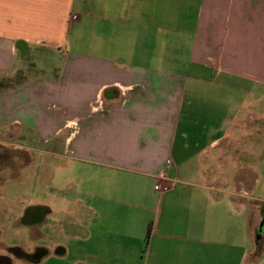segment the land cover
I'll use <instances>...</instances> for the list:
<instances>
[{"label": "crops", "instance_id": "1", "mask_svg": "<svg viewBox=\"0 0 264 264\" xmlns=\"http://www.w3.org/2000/svg\"><path fill=\"white\" fill-rule=\"evenodd\" d=\"M10 131L95 173L71 199L92 235L65 211L72 264H256L242 238L250 199L257 234L262 220L264 0H0Z\"/></svg>", "mask_w": 264, "mask_h": 264}, {"label": "flooded vegetation", "instance_id": "2", "mask_svg": "<svg viewBox=\"0 0 264 264\" xmlns=\"http://www.w3.org/2000/svg\"><path fill=\"white\" fill-rule=\"evenodd\" d=\"M15 135L18 134L14 131L5 135L0 132L1 142L4 137L8 140L0 143V264H42L63 259L68 254L63 242L69 236L66 213L60 211L57 224L52 225L48 222L52 212L47 205L32 199L25 203L23 199L15 200L13 188L22 182L34 184L40 175L48 173L41 163L43 158H33L13 139Z\"/></svg>", "mask_w": 264, "mask_h": 264}, {"label": "rangeland", "instance_id": "3", "mask_svg": "<svg viewBox=\"0 0 264 264\" xmlns=\"http://www.w3.org/2000/svg\"><path fill=\"white\" fill-rule=\"evenodd\" d=\"M91 23L86 24L87 31H90L92 35V30L89 27ZM88 41H92L91 38L87 39ZM262 149H261V163L259 166L255 167V171L258 173V182L255 185L254 192L251 193V197L260 200L264 204V136L262 135ZM0 143L1 142L0 140ZM34 158V157H33ZM38 160V159H37ZM36 160V162H37ZM40 163V161H39ZM42 164H45L48 173H44L40 175L34 184L29 183H20V185L16 188H13V194L15 195V200L23 199L22 203L29 201L32 199L35 203H44L52 210V215L49 216L48 222L52 225L57 224V219L59 218L60 211H66L67 208H70L72 211V216L68 218L72 225L77 227L79 221L81 219H86L89 227V234L92 235L94 218L93 215H85L80 212V210L74 205H72V201L81 202L83 201L82 190L84 188L93 187L94 183H96L97 179L95 178V173L92 171H87L86 169H81L78 164L74 162H68L63 159H52L51 157H43ZM188 167H184L181 172H187ZM73 181L72 187H69L67 191H61L60 188L67 181ZM252 181L249 182V186H251ZM51 185H53V189H51ZM160 189V187H158ZM13 196V195H11ZM60 196V197H59ZM72 199V201H71ZM89 204L92 205V199L88 198ZM252 199H250L249 205L250 209L246 206L245 211V221H244V234L242 241H244V250L252 251L254 255L253 262L256 264H264V231L262 233L257 234V227L259 222L258 210L259 204L256 205V201L252 203ZM21 203V202H20ZM252 205V206H251ZM263 219V218H262ZM248 229V233H247ZM256 229V231H255ZM81 234L80 230L74 233V239L65 237L64 245L68 247V254L63 258H54L49 264H72L78 257L76 256L75 251L77 250L78 240L77 236ZM76 236V237H75ZM56 242V241H54ZM85 249L89 252H94L93 249L96 248V240H93L91 236L90 241H88L84 245ZM255 251V252H254ZM108 253V250H107ZM90 257L93 258V256ZM100 260V261H99ZM99 260L90 259L88 264H114V262L110 261L109 256L102 255ZM102 260V261H101ZM46 262L42 264H48ZM250 263V262H249ZM248 264V263H246Z\"/></svg>", "mask_w": 264, "mask_h": 264}, {"label": "water", "instance_id": "4", "mask_svg": "<svg viewBox=\"0 0 264 264\" xmlns=\"http://www.w3.org/2000/svg\"><path fill=\"white\" fill-rule=\"evenodd\" d=\"M106 98L108 97L105 93L104 95ZM264 231V218L261 220L260 227H259V232L262 233Z\"/></svg>", "mask_w": 264, "mask_h": 264}]
</instances>
